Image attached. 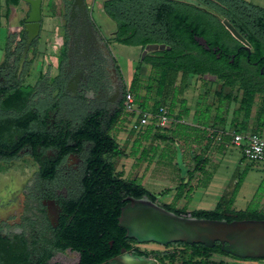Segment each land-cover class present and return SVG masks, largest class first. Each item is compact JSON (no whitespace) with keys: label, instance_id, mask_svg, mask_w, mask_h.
<instances>
[{"label":"trees","instance_id":"trees-1","mask_svg":"<svg viewBox=\"0 0 264 264\" xmlns=\"http://www.w3.org/2000/svg\"><path fill=\"white\" fill-rule=\"evenodd\" d=\"M193 1L194 3L184 0H103V9L116 23V38L119 42L142 47L151 42L165 45L148 52L140 60L150 66L147 92L153 83L156 84L154 93L158 99L148 104L152 110L163 104L172 112L178 101L180 108L176 115L187 114L185 99L181 97L187 77L196 74L204 80L205 74L215 75L222 86L228 87L226 93H222L221 89L217 91L220 105L225 100L233 99L232 91L235 87L241 90L238 106L233 110V130L262 134L264 75H261L260 68H264V7L247 0ZM221 17L227 18L248 40L249 51L225 28ZM195 35L203 36L209 49L198 44ZM23 40L24 31L18 45L17 58L21 53ZM34 44L35 40L32 45ZM212 47L216 49L213 50ZM63 54L62 52L60 55V64ZM8 63L6 55L0 68ZM27 86H22L19 81L10 85L0 84V158H14L21 149L29 147L38 163L39 176L50 179L66 154L79 152L87 142L89 145L81 179L82 191L76 199L65 202L66 214L61 219L49 248L39 252L33 259L25 244L17 249L10 237L0 235V264H49L47 258L52 249L66 247L79 252V260L75 264H104L103 261L118 253L122 246L128 248V240H133L126 237L125 229L117 224L120 207L128 197L146 195L151 200H156V195L136 178L127 179L115 170L113 157L123 156L125 151L110 130L123 111V102L121 100L111 113H107L104 108L88 111L76 124L69 120H55L47 125L46 116L51 109L47 108L43 114L32 110L26 104L27 96L30 95ZM128 87L135 93L137 101L138 73L131 78ZM256 94L259 101L252 127L246 119L251 116ZM164 97H168V103L160 99ZM138 106L148 107L143 99L138 102ZM208 109L206 106V110ZM218 112L220 113L219 105L215 117L221 118ZM240 113L243 120L237 119ZM33 122L37 124V128L32 127ZM150 129L151 126L148 125L139 137H148L146 134H149ZM158 132H154L153 136L163 139L168 137L163 132ZM139 140L140 138L135 139ZM48 149L53 150L54 155L41 157ZM193 159L194 164L188 171L187 178L175 187L173 201L161 203L164 208L177 214L195 217L264 219V211L257 207L232 208L234 196L241 183L239 179L230 193L222 196L214 208L188 210L185 204L177 207L174 200L185 196L187 202L192 190L189 179L207 162L205 157L199 161L198 155ZM178 243L187 251L178 264H229L223 260L212 261L209 259L211 253H220L239 260L264 259L232 255L221 249L219 241H215L210 247L200 242ZM176 252L164 253L174 262Z\"/></svg>","mask_w":264,"mask_h":264},{"label":"rangeland","instance_id":"rangeland-1","mask_svg":"<svg viewBox=\"0 0 264 264\" xmlns=\"http://www.w3.org/2000/svg\"><path fill=\"white\" fill-rule=\"evenodd\" d=\"M41 1V9L43 14L45 10L44 4L47 0ZM184 1L194 2L193 0ZM247 1L264 7V0ZM48 3L52 4L53 6H60V0H48ZM93 8L96 11V4L93 6ZM5 9V1L0 0V12L4 13ZM6 37L7 34L5 25H3V22H0V63L4 58ZM111 42L109 41V44L111 46L113 55L115 56L122 74L126 79L125 81L127 84L125 86H129L128 82L130 81L134 71L137 70L139 85L137 88V98L140 100L138 102H141L143 99L145 100L146 106H148V104H150L152 101L158 99V96L154 93L156 84L153 83L151 89L148 92L146 90L149 66L138 60L139 54L142 52L143 48L137 45H126L119 42H112L111 44ZM34 47L35 45L27 54L28 64L25 65L24 69L22 70L21 78L19 80V83H21L22 86L29 84L26 89H30V95L27 96L26 104L31 107L35 104L37 105V102L42 99V96H39V98L37 95L38 99L35 97L39 92L38 89L41 90L45 85L47 88V86L53 83L51 78H45V74L41 73L36 76L37 79H35V82L33 75L31 77H27V71L30 66L29 64L32 61L34 54ZM58 49L59 48L55 50L57 56ZM137 64L138 67L136 68ZM38 66H40V63ZM4 67L5 66H2L1 68L3 69ZM1 77L2 75L0 76L1 81H4L6 78L3 76L4 80H2ZM203 77L204 80L196 74H190L187 77L186 87L181 97L185 99V106L187 107L188 112L187 114L177 116L176 114L179 112L180 105L178 101L176 102L175 107L170 114L172 121L168 123L166 127L162 128V130L160 129L163 134L169 137H167L168 139L152 136L154 132H158L157 130H159L155 128L152 123L150 124L151 129L149 134H146L148 136L150 135V140L147 139L148 137H139L141 134H143V128L141 130H137L136 128H132L130 126L132 115L128 114L127 111H122L118 121L110 130V133L115 136L125 151V155L113 157L115 170L118 171L122 177L127 179L136 178L144 186L150 189L151 192H156L157 194L158 191V196H156L155 202L160 205L167 199L166 197L168 194H170L173 199L175 187L180 181L187 178V173L191 170L192 165L194 164L193 155H189V153H191L188 151L190 148H193L194 150L199 149L200 153L197 154L199 161L202 159V157H205L206 161L208 160V156H204L202 154L205 151H203V143L200 144V141H198L199 137H204L207 135H211V137H220L221 135H225L223 134L224 132H231L233 129H235V124L234 122H231V120L234 115L233 110L238 106L239 98L241 96L240 88L237 89L235 87L232 91L234 96L233 99L225 100L220 105L217 91L221 89L222 93H226L228 91V87L222 86L221 81L218 80L217 77H213L208 74L204 75ZM39 80H42V82ZM13 81L14 79L11 78L10 83H13ZM37 81L40 82V84L42 83L40 87L36 86ZM33 82L34 84H32ZM79 94L81 98L85 97L83 93L79 92ZM57 98L61 100L58 101ZM160 99L166 103H168L169 100L168 97ZM42 100L43 101L40 105L45 104V101L47 102L49 98L46 97V99L43 98ZM56 100L60 105L63 103L61 107L62 109L64 106L66 107V100H63L62 97L60 98L59 95H56ZM258 101V95L256 94L251 116L246 119V122H248V124L252 127L255 124L254 115L258 107ZM36 105L35 108H37ZM218 105L220 109V113L218 112V114H220L221 118L215 117ZM67 106L69 107V105ZM206 106H208V110H206ZM58 107H55L53 111H58ZM82 108L83 105L81 104L78 107V110H80L79 114H81V111H83ZM140 108L145 109L146 107ZM53 111L51 110L50 113H53ZM68 113L74 114L69 111ZM76 114L77 111L74 115ZM237 119H244V117H242V113L238 114ZM32 127L37 128V124L33 122ZM162 132L159 131L158 133ZM189 137L193 138L190 139ZM139 138V141H135V139ZM228 140H231V137H229ZM193 143H199V145H194L192 147ZM232 144L233 145H230L225 149L223 154L221 153V157H219V155L210 157L207 165H204L202 169H199L200 171H198V174L196 171L194 172L196 173L197 177L203 181H208L212 176H214L210 193H207V195L204 196L206 199H202L200 205H198L197 208H214L222 196H227V194L230 193L234 187V184L239 179L241 182L239 186L241 187L240 196L237 197L235 203H233V206L237 209L257 207L258 209L264 211V200L263 202L261 201V198L264 195V175L259 170L264 169V162L249 160L243 156V153L239 147L234 146V143ZM88 145L89 143L87 142L81 153L73 154L74 156L72 157L69 155L68 158L70 162L68 161L67 164L65 160L63 164L58 167L55 179L51 182L42 180L38 177L37 163L30 155L29 147H24L21 149L19 154L14 158H0V224L2 226L7 224L11 225L14 222H22L25 219L24 215L29 211L28 203L29 201L33 200L30 199L23 190L26 187L28 181L32 183L31 187H36V191L38 189L41 190L43 187L56 188L58 186L57 184H64L66 189H71L70 194L72 196L76 195L80 188L79 183L80 176L82 174V166L84 164L83 159L86 155ZM185 146H188V152L186 149V152L182 151V147ZM50 153L51 150L48 149L45 152V155H50ZM193 153L195 152L193 151ZM192 177H194L193 174ZM235 177L236 180H234ZM225 186H228V188L230 187L231 189L221 195L224 191L223 187ZM172 187H174L173 192H171ZM33 188L30 190L27 188V190H32V193H35ZM61 188L62 185L59 186V189ZM172 199L170 201H173ZM187 199L188 200L186 202L185 196H182L178 200L174 201L177 207H181L185 204L188 210L194 209L195 205H192V203L194 204L195 200L191 198V194L190 197H187ZM139 247L147 252H151L152 256L158 258L164 264L172 262L167 254L164 253L166 249L165 246L149 242L146 244H140ZM176 253L177 257L175 258L174 263L178 264L180 258L184 257L187 251L179 248ZM209 259L215 262L223 260L229 264H264V259H260L262 262H257L255 260H239L220 253H211ZM53 260L63 261L60 257L56 256L53 257Z\"/></svg>","mask_w":264,"mask_h":264},{"label":"flooded vegetation","instance_id":"flooded-vegetation-1","mask_svg":"<svg viewBox=\"0 0 264 264\" xmlns=\"http://www.w3.org/2000/svg\"><path fill=\"white\" fill-rule=\"evenodd\" d=\"M222 18L223 17H221V21ZM69 27H70L69 24L65 25V29H63L62 31L63 42H61V45L58 49V65L60 62L59 55H61V53L63 52L64 59L60 64V70L63 69L66 78H69V81L67 82L68 83L67 88H65V92H66L65 96L68 100V102L65 101L67 109L64 111L66 112L73 111V109L78 108L82 104L83 106L87 107V112L98 108H104V110L107 113L108 112L111 113L120 104L122 100L123 89L125 86V80L118 69L116 63L117 61L112 53L111 46L107 41L98 39L94 35H89L83 41L82 40L75 41L72 43V40L68 35L71 33ZM23 31L24 29L22 27L20 30L21 34L19 36L18 42L22 41ZM37 39L38 37L34 39L35 44L37 42ZM24 41H25V32H24L23 46H24ZM32 43L29 46L28 52H30L31 48L35 45V44L32 45ZM23 46H22V50H23ZM20 55L17 58V52H16L15 57L12 58L11 61L8 60L9 63L6 64L3 69L2 68L0 69L2 80H4V77H6L4 81L0 80V84L10 85L13 84L15 81L20 80L22 74L21 72L24 69L25 65L28 64L27 62L28 57L26 55V58L22 64L21 71L20 73H18V61ZM260 71H261V75H264V68L261 67ZM8 75L10 76V78ZM74 76L77 77L76 84L74 86L73 85L70 86L71 84L70 82H73ZM11 78L14 79L13 83H10ZM79 92L83 93L85 97L81 98ZM35 105L32 107L29 105L28 106L32 110H36ZM67 105H69V107ZM64 111H60L61 113L59 111H54L53 113H50L51 112L50 111L46 116L47 125H50L55 120H63V122L69 120L71 121L72 124H76L78 122L79 119H72L73 117L71 116L68 117L67 114L66 115L64 114ZM69 114L70 113H68V115ZM46 151L42 153L41 157H50L53 156L55 153L53 150H51L50 155H45ZM82 151L83 149L80 150L79 152H69L68 154H66L65 157L62 159V161L58 164L56 172L58 170V167L61 166L65 160L68 164L69 155H71L70 157H72L74 156L73 154H79ZM30 155L33 158L31 149H30ZM86 156H87V152L83 159L84 164L82 166V174L80 176V183H79L80 188L76 195L72 196L70 194L71 189L70 188L66 189L65 188L66 186L64 184H57L58 186L56 185L57 186L56 188L43 187L41 190L38 189L36 191V187L35 186L34 188L31 187L32 183L28 181L26 187L23 190L26 192L28 197L33 200L29 201L28 203L29 211L25 213L24 215L25 219L22 222L19 221L14 222L11 225L7 224L2 226L0 224V235L2 237H6V236L10 237L17 249L21 246V244H25L30 257L33 259H35L38 256L39 252H43L47 250V248H49L50 244L53 241L55 232L60 225L61 219L66 214L64 209L65 202L68 200L76 199L82 191L81 179L84 174ZM37 167H38V163H37ZM56 172L52 178L47 179L39 176L37 170L38 177L41 178L42 180L49 182L55 179ZM60 185H62L61 189H59ZM27 188H29V190L33 188V190H35L34 191L35 193H32V190L31 191L27 190ZM132 239L133 240H128V243L130 245L128 248L122 246L119 252L116 254H119L122 251V249H124L129 253L136 250L139 254L142 255L152 254L151 252H147L139 247L140 244H146L149 242L165 246L166 249L164 252L166 253L178 251L179 248L182 249L184 248V246L182 244H179L178 242H170L167 244H162L155 241L140 242L135 240L134 238ZM110 243H112V241H110ZM16 251L18 254L20 253L19 250ZM55 256L60 257L63 261L53 260V257ZM111 257H109L106 261H103V263L107 264V261ZM156 259L161 264H164L158 258ZM78 260H79V252L76 250H72L69 247H66L64 249L53 248L50 256L47 258V262L49 264H55V263L75 264ZM168 264H176V263L171 262Z\"/></svg>","mask_w":264,"mask_h":264},{"label":"crops","instance_id":"crops-1","mask_svg":"<svg viewBox=\"0 0 264 264\" xmlns=\"http://www.w3.org/2000/svg\"><path fill=\"white\" fill-rule=\"evenodd\" d=\"M6 9L5 12H0V22H3V25H5L6 28V41H5V47H4V58L6 55L8 56V60L11 61L12 58L15 57L18 45H19V36H20V30L23 27V23L25 21V18L27 16V13L29 11V4L27 3L26 0H4ZM45 2V1H44ZM73 0H60V6H53L52 4L48 3V0L45 2L44 6V12L42 14V9H41V25H40V31L38 35L37 42L35 44L34 50H33V57L32 61L30 62V66L27 71V77H31L33 75L34 77V82L37 79V75L39 73L45 74V78H51V81L53 80V83H51L47 88L45 86L42 87V89H38L39 92L36 94V98L38 99L39 96H42L41 98H49V100L43 105H40L41 102L43 101L40 99V103L37 102V111H40V114H43L44 111L47 108H50L52 111L55 109V107H58V111H63L67 109V107L61 108L62 105L57 103L56 100V95H60V98L62 97L63 100H66L68 102L66 96H65V88H67V82L69 81V78H66L64 74V70H60V62L58 65V56L56 54V49L60 47L61 42H63V34L62 31L65 29V25L69 24V29L71 30V33L68 34L69 37L72 40V43L75 41H83L88 37L89 35H94L98 39L105 40L109 43L111 42H119L116 38V23L115 21L110 18L106 12L103 9V0H84V3L81 5L75 4L72 6ZM42 4V1H41ZM96 4V11L94 10L93 6ZM81 6V7H80ZM42 7V6H41ZM80 7V8H78ZM62 25V26H61ZM67 37V34H66ZM111 42V44H112ZM122 43V42H119ZM151 43H158V42H151ZM125 44V43H122ZM148 44V43H147ZM130 45V44H126ZM146 45V44H145ZM145 45L142 47L141 45H137L139 47H142L144 49ZM158 49V48H157ZM155 50V49H153ZM143 51V50H142ZM152 50H147L144 54L142 52L139 54L138 60H142L144 56ZM54 52V54H53ZM113 53V52H112ZM60 57V55H59ZM3 58V59H4ZM2 59V60H3ZM64 59V58H63ZM62 59V61H63ZM1 60V61H2ZM117 61V60H116ZM51 62V63H49ZM145 63L144 61H141ZM40 63V66H38ZM117 63V62H116ZM147 64V63H145ZM138 65V64H137ZM149 66V64H147ZM118 69L120 73L122 74V71L117 63ZM150 69V66H149ZM139 72V71H138ZM149 72V71H148ZM137 73V70L134 71L133 75L131 78L134 76V74ZM35 75V76H34ZM123 76V74H122ZM44 78V79H45ZM124 80L125 77L123 76ZM130 78V80H131ZM42 82V80H39ZM34 82L32 84H34ZM130 82V81H129ZM128 82V85H129ZM42 84V83H41ZM40 82H36V86L40 87L41 86ZM49 84V83H48ZM125 81V85H126ZM29 85V84H26ZM134 94L135 98V93L132 91ZM38 95V97H37ZM34 97V98H35ZM40 98V97H39ZM58 101L61 99L57 98ZM135 102L138 105V99ZM151 104V103H150ZM55 107H52V106ZM58 105V106H57ZM168 108V107H167ZM83 111H81V114H79L80 110L78 108L73 109V111H70L71 113H74L77 111V114H69L68 112L64 111V114L69 117H73L72 119H80L86 112H87V107L83 106ZM150 105L146 107L144 110H149ZM50 110V111H51ZM169 111V110H168ZM54 112V111H53ZM169 114L171 112L169 111ZM178 120V119H177ZM175 122V121H174ZM150 125V124H148ZM147 125V126H148ZM146 126V127H147ZM146 127L143 129V131L146 129ZM157 128V127H155ZM162 132V128H157ZM161 129V130H160ZM142 131V132H143ZM264 133V129L262 130V134ZM223 134H226L224 136H218V137H211V135H207L204 137H199L200 141L199 143H203V152L202 154L204 156H208V160L205 163V166L207 165L208 161L210 160V157H214L216 155H219L221 157V153L223 154L225 152V149L229 147L230 145H233L231 143V140H228L230 135L225 132ZM142 135V134H141ZM153 136V135H152ZM150 135L148 136V140H150ZM169 138V137H168ZM166 138V139H168ZM192 139L193 137H189ZM219 139V140H218ZM199 143L192 144V147L195 145H199ZM236 146V145H234ZM188 146L182 147V151L186 152ZM238 147V146H236ZM186 149V151H185ZM189 155H197L200 153L199 149L194 150L193 148H190L188 150ZM187 151V152H188ZM193 151L195 153H193ZM145 164V162H144ZM193 166V165H192ZM258 170V169H257ZM260 172L263 173L264 175V169L261 170L259 169ZM200 170H196V173L198 174ZM248 172V170H247ZM196 173H193L192 178L189 179L190 184L192 185L191 188V198L194 199V204L195 208H197L198 205H200V202L202 199H206L207 193H210V189L213 185L214 181V176L210 178V180H200ZM264 177V176H263ZM236 180V177L234 178ZM146 187V186H145ZM147 188V187H146ZM224 191L222 192L221 195L229 191L231 188L228 186L223 187ZM148 189V188H147ZM151 191L150 189H148ZM174 187H172L171 192H173ZM226 190V191H225ZM240 190L241 187H239L237 193L234 196L233 202H232V208L237 209L233 206V203H235V200L237 197L240 196ZM156 196H158V191L157 194L156 192H152ZM211 195V194H210ZM167 199L164 202H169L172 199V196L170 194L167 195ZM264 200V195L261 198V201L263 202ZM255 261H261L260 259L255 260Z\"/></svg>","mask_w":264,"mask_h":264},{"label":"water","instance_id":"water-1","mask_svg":"<svg viewBox=\"0 0 264 264\" xmlns=\"http://www.w3.org/2000/svg\"><path fill=\"white\" fill-rule=\"evenodd\" d=\"M29 11L23 23L25 41L18 61V73L26 58L29 46L38 37L41 25V0H26ZM84 0H73L72 6L81 5ZM222 23L231 35L249 51L250 43L225 17ZM195 40L205 49L209 44L201 35H195ZM163 43H148L142 54L147 50L163 48ZM215 50V47H212ZM206 75V74H205ZM215 77V75H211ZM73 77L70 86L76 84ZM118 226L125 229V235L137 241H155L162 244L170 242L203 243L212 246L219 241L221 249L232 255L245 258H264V219H231L205 218L177 214L164 208L146 195L129 196L120 207L117 216ZM107 264H161L148 255L139 254L136 250L127 252L124 249L111 257Z\"/></svg>","mask_w":264,"mask_h":264},{"label":"built area","instance_id":"built-area-1","mask_svg":"<svg viewBox=\"0 0 264 264\" xmlns=\"http://www.w3.org/2000/svg\"><path fill=\"white\" fill-rule=\"evenodd\" d=\"M122 102L123 111L132 115L130 126L137 130L144 129L151 123L157 128H164L172 121L166 105H159L154 110L141 109L135 102L134 94L127 86L123 89ZM226 133L230 135L231 142L241 149L246 158L264 162V134L234 130Z\"/></svg>","mask_w":264,"mask_h":264}]
</instances>
